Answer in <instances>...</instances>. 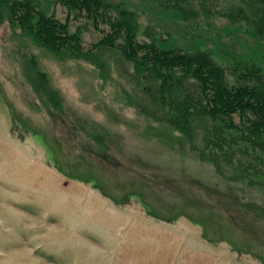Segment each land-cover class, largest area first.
Here are the masks:
<instances>
[{
	"label": "rangeland",
	"instance_id": "rangeland-1",
	"mask_svg": "<svg viewBox=\"0 0 264 264\" xmlns=\"http://www.w3.org/2000/svg\"><path fill=\"white\" fill-rule=\"evenodd\" d=\"M39 1L66 17L58 0ZM110 1L136 11L140 41L148 27L182 46L197 31L157 0ZM228 24L209 26L215 59L264 69V38ZM100 60L0 24V264H264V166L246 154L251 177L238 160L218 173L140 112L148 101L124 59Z\"/></svg>",
	"mask_w": 264,
	"mask_h": 264
},
{
	"label": "trees",
	"instance_id": "trees-1",
	"mask_svg": "<svg viewBox=\"0 0 264 264\" xmlns=\"http://www.w3.org/2000/svg\"><path fill=\"white\" fill-rule=\"evenodd\" d=\"M157 2L198 31L189 43L168 44L150 27L140 41L136 11L110 0H58L67 13L64 19L55 9L46 13L39 0H0V24L8 22L51 53L97 69L104 52H115L130 65L147 98L148 104L138 103L140 112L184 137L218 173L223 164L231 167L238 160L242 177H251L241 161L253 154L264 166V69L255 61L223 66L209 47L208 34L215 19L226 18L227 29L264 38V0ZM201 21L207 34L201 32ZM92 34L96 39L85 44ZM197 42L202 43L198 48Z\"/></svg>",
	"mask_w": 264,
	"mask_h": 264
}]
</instances>
